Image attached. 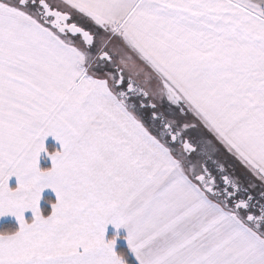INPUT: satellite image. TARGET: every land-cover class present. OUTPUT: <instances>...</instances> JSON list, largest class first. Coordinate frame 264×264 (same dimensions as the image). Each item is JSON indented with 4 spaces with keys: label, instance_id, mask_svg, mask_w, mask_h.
<instances>
[{
    "label": "snow or ice",
    "instance_id": "6c2138e0",
    "mask_svg": "<svg viewBox=\"0 0 264 264\" xmlns=\"http://www.w3.org/2000/svg\"><path fill=\"white\" fill-rule=\"evenodd\" d=\"M5 214L0 264H264V0H0Z\"/></svg>",
    "mask_w": 264,
    "mask_h": 264
},
{
    "label": "crops",
    "instance_id": "0c3cea01",
    "mask_svg": "<svg viewBox=\"0 0 264 264\" xmlns=\"http://www.w3.org/2000/svg\"><path fill=\"white\" fill-rule=\"evenodd\" d=\"M46 142H47L46 143L47 148H48V146H52L51 147L52 149H48L49 151H52L54 148L58 147V143L51 136H50V138H48V141H46ZM50 144H52V145H50ZM41 156H44L46 162L48 163V166H50V161L48 160V158L43 153L41 154ZM9 184H10V186L15 187V184H16L15 177L10 178ZM41 196H42V199L39 202L41 209H42L43 205H47V207H49V205L46 201V197L49 198V200L55 199V195L50 189L42 190ZM24 215L26 218H30L31 217L30 210H26ZM4 222H13L15 224V226H17V221H16L15 217L12 216L11 214H5L4 216H0V226ZM117 233H119V234L117 235L116 247L118 244L124 245L126 247V242L122 238L125 235V230L123 228H120L117 230L112 225L107 226V229H106V236L107 237H110V235L113 236L114 234H117Z\"/></svg>",
    "mask_w": 264,
    "mask_h": 264
},
{
    "label": "trees",
    "instance_id": "16d2710c",
    "mask_svg": "<svg viewBox=\"0 0 264 264\" xmlns=\"http://www.w3.org/2000/svg\"><path fill=\"white\" fill-rule=\"evenodd\" d=\"M48 149H52L51 148V146H48ZM48 166V164L47 165H45V164H42V167H47ZM49 200V198H47L46 197V201H48ZM48 209V207H47V205H43V207H42V211H46ZM16 226H15V224L13 223V222H4V223H2L1 224V226H0V230H5V229H13V228H15ZM112 235H110V237H111ZM126 247L124 246V245H121V244H118L117 245V247H116V249L119 251V250H123V249H125Z\"/></svg>",
    "mask_w": 264,
    "mask_h": 264
},
{
    "label": "rangeland",
    "instance_id": "374dc122",
    "mask_svg": "<svg viewBox=\"0 0 264 264\" xmlns=\"http://www.w3.org/2000/svg\"><path fill=\"white\" fill-rule=\"evenodd\" d=\"M48 138H50V136L49 137H47L46 138V140H45V144L47 143L46 141H48ZM50 145H52V144H50ZM52 147V146H51ZM40 166H42V164H45V165H47L48 163L46 162V160H45V158H44V156H41V158H40Z\"/></svg>",
    "mask_w": 264,
    "mask_h": 264
}]
</instances>
